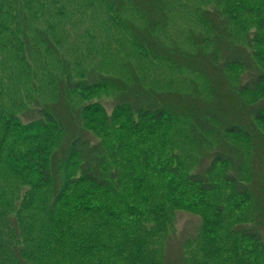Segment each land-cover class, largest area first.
<instances>
[{
	"label": "rangeland",
	"instance_id": "obj_1",
	"mask_svg": "<svg viewBox=\"0 0 264 264\" xmlns=\"http://www.w3.org/2000/svg\"><path fill=\"white\" fill-rule=\"evenodd\" d=\"M161 2L166 16L157 15L151 24L137 0H121L118 7L111 0H0V221L9 215L17 226L11 234L0 227V256L10 258V246L37 264H163L167 252L169 263L179 264L186 249L188 264H264V247L237 233L252 226L256 209L227 181L231 166L217 168L210 180L213 193L190 180L222 151L219 138L209 134L201 148L189 121L141 119L119 109V91L101 82L119 79L131 85L136 74L157 93L187 94L193 81L206 94L201 76L155 60L130 31L132 24L151 31L167 48L195 53L192 36L212 35L202 19L205 12L227 21L236 42L251 46L264 71V30L259 28L264 0ZM35 29L47 33L59 56L46 50ZM69 70L83 90L68 101L85 120L86 138L106 150L112 191L72 184L82 178L78 158L61 171L60 196L45 179L63 134L58 125L45 127L39 112L60 102ZM230 76L235 85L248 78L243 68H234ZM244 99L264 105V87ZM256 124L264 133V121ZM229 141L251 163L250 140L229 135ZM251 180L248 165L242 181ZM56 201L60 207L53 213ZM100 229L104 236L96 238ZM59 238L63 242L57 244ZM103 241V255L86 256L81 250ZM36 244L42 249L35 251Z\"/></svg>",
	"mask_w": 264,
	"mask_h": 264
},
{
	"label": "trees",
	"instance_id": "obj_2",
	"mask_svg": "<svg viewBox=\"0 0 264 264\" xmlns=\"http://www.w3.org/2000/svg\"><path fill=\"white\" fill-rule=\"evenodd\" d=\"M111 1L118 7V2L121 0ZM137 2L141 5L137 9H144L151 24L157 15L158 17L166 16L160 5L161 0H137ZM202 19L210 26L212 35L210 38L203 35L192 36L194 45L198 47L195 53L184 52L178 47L167 48L160 40L153 37L151 31L140 30L132 24H130V31L135 42L155 60L167 61L178 70H186L201 76L208 84L206 94L193 81L191 82L192 90L187 94L157 93L145 88L136 74L131 85L119 79L104 78L101 82L102 85L119 91V109L132 112L141 119H151L158 124L171 118L189 121L193 136L201 148L206 147L209 134L214 133L219 138L222 151L216 152L210 165L190 180L202 187L204 192L213 193L216 187L210 180L217 168L231 166L233 174L227 177V181L233 185L234 192L238 196L252 199L256 209L252 226L239 228L237 233L245 240L264 247V133L256 124L264 121V105L251 106L244 99V96L256 93L264 87V71L250 51L251 46L236 42L227 21H222L221 17H217L213 12L203 13ZM259 28L264 30V20H261ZM35 31L39 35L38 41L45 45L46 50L59 56L47 33L40 29ZM26 39L27 45L31 47L29 38ZM234 68H243L247 72L248 78L245 82L239 85L233 83L230 72ZM67 75V81L62 82L60 102L48 104L39 112L45 127L48 123L58 125L63 134L61 147L53 154L51 169L47 171L45 179L52 185L53 192L60 196L63 190L61 171L72 158H78L82 178L72 184L85 183L101 191H112V179L106 174V150L102 144L94 143L86 138V127L85 124L82 125L85 120L77 116L75 109L68 101L72 94L83 90L82 85L75 83L70 70L67 71ZM229 135L243 136L250 140L251 163H248L246 155L239 148L230 143ZM10 138V135H6V141ZM248 165L252 180L250 184H245L242 178ZM23 206H25L24 203ZM59 207L60 203L56 201L52 206L53 213L57 212ZM3 219L4 221H0V227L4 225L6 232L11 234L14 229L17 230L16 225L12 226V218L9 215L4 216ZM67 223L64 221L63 225ZM62 235L64 236V233ZM94 236L96 238L104 236L102 229ZM64 238L73 239L75 244L80 243L75 240L76 236L66 235ZM191 241L189 240L185 245L188 246ZM56 242L60 244L63 239L59 238ZM104 245L105 241L101 244L96 243L94 248L83 249L82 247L81 250L86 256L103 255V251L100 250ZM33 249L39 251L42 248L36 244ZM17 250L18 247L8 246V252H14L10 258H4L1 255L0 264L38 263V260L24 256L23 252H16ZM166 254L167 252L163 257V264H170ZM188 258L190 257L186 249H183V257L179 264H188Z\"/></svg>",
	"mask_w": 264,
	"mask_h": 264
}]
</instances>
